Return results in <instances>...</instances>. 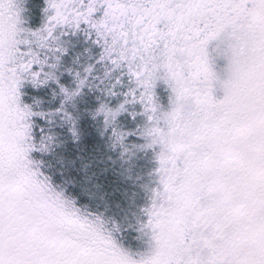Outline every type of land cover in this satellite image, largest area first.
Segmentation results:
<instances>
[{"label": "snow or ice", "instance_id": "6c2138e0", "mask_svg": "<svg viewBox=\"0 0 264 264\" xmlns=\"http://www.w3.org/2000/svg\"><path fill=\"white\" fill-rule=\"evenodd\" d=\"M0 0V264H264V0Z\"/></svg>", "mask_w": 264, "mask_h": 264}, {"label": "rangeland", "instance_id": "374dc122", "mask_svg": "<svg viewBox=\"0 0 264 264\" xmlns=\"http://www.w3.org/2000/svg\"><path fill=\"white\" fill-rule=\"evenodd\" d=\"M36 0H26V8L28 9L27 12V17L29 18V22L33 27H36L39 25L40 20L42 18L41 16V12L39 15V19L37 20V13H36V4H35ZM41 5L43 6V0H41ZM42 9V8H41ZM38 21V23H37Z\"/></svg>", "mask_w": 264, "mask_h": 264}, {"label": "trees", "instance_id": "16d2710c", "mask_svg": "<svg viewBox=\"0 0 264 264\" xmlns=\"http://www.w3.org/2000/svg\"><path fill=\"white\" fill-rule=\"evenodd\" d=\"M35 6H36V13H37V20L39 19V15H40V12H41V8H42V5H41V0H36L35 2ZM38 23V21H37Z\"/></svg>", "mask_w": 264, "mask_h": 264}]
</instances>
